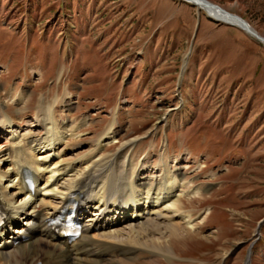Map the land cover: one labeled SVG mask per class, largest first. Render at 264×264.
<instances>
[{
	"label": "rangeland",
	"instance_id": "rangeland-1",
	"mask_svg": "<svg viewBox=\"0 0 264 264\" xmlns=\"http://www.w3.org/2000/svg\"><path fill=\"white\" fill-rule=\"evenodd\" d=\"M208 1L264 35V0ZM40 99L76 132L60 146V162L89 158L111 128L112 147L97 154L122 158L134 141V163L143 155L151 173L159 162L186 166L183 209L203 217L172 243L171 258L141 249L79 264H246L250 248L249 264H264L260 41L183 0H0V119L6 110V118L27 121L20 133L39 132ZM78 241H52L46 251L58 256Z\"/></svg>",
	"mask_w": 264,
	"mask_h": 264
},
{
	"label": "bare ground",
	"instance_id": "bare-ground-1",
	"mask_svg": "<svg viewBox=\"0 0 264 264\" xmlns=\"http://www.w3.org/2000/svg\"><path fill=\"white\" fill-rule=\"evenodd\" d=\"M183 1L204 10L216 21L242 29L258 41V37L264 38L245 19L258 37L240 23L241 17L218 5L207 7L211 3L208 0ZM185 64L186 60L183 69ZM22 103L21 100L16 104ZM43 105L40 99L34 125L39 132L20 133L27 121L20 117L6 118V110L1 115L0 210L5 219L0 226V264H24L22 256H26V262L35 259V264H42L44 258L51 264H72L73 261L79 264L82 257L94 256L93 260L99 261L115 252L129 259L141 249L157 257L171 258L172 243L181 240L184 231L187 237L192 234V229L196 230L192 222L203 218L201 215L195 218L183 209V199L188 193L184 192L181 170L186 166L174 168L172 165L168 169L164 162H159L151 173L150 163L143 155L139 157L140 164L134 163L137 155L134 141L122 146V150L127 149L122 158L97 154L103 146L105 150L112 147L107 144L115 138L111 128L100 134L97 152L89 158L60 162L61 155L67 151L60 146L67 136L75 137L76 132L70 120L54 116L51 107L43 109ZM189 192L194 198L200 190ZM70 205L81 224V234L79 241L72 244L73 248L70 246L56 256L46 248L51 247L52 241L66 244L68 237L53 227L52 221ZM128 212L133 213L129 216ZM153 234L157 235L154 239L157 245L151 247L147 242ZM23 236L27 244L21 243ZM84 236L87 239H81ZM17 241V254L7 255L4 251ZM38 245L43 251L35 250ZM245 263L249 264L250 258Z\"/></svg>",
	"mask_w": 264,
	"mask_h": 264
},
{
	"label": "water",
	"instance_id": "water-1",
	"mask_svg": "<svg viewBox=\"0 0 264 264\" xmlns=\"http://www.w3.org/2000/svg\"><path fill=\"white\" fill-rule=\"evenodd\" d=\"M206 4V3H205ZM207 5V7H216L217 6V4H211V3H208V4H206ZM239 19V21H240V23L249 31V32H251L253 35H255L256 37H258L257 36V34H256V32H254V31H252L250 28H249V25L247 24V22L245 21V20H243L242 18H238ZM258 39L262 42V44H264V38L263 37H258Z\"/></svg>",
	"mask_w": 264,
	"mask_h": 264
}]
</instances>
